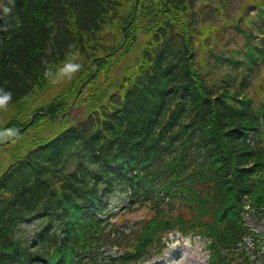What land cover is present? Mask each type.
<instances>
[{"label": "trees", "instance_id": "16d2710c", "mask_svg": "<svg viewBox=\"0 0 264 264\" xmlns=\"http://www.w3.org/2000/svg\"><path fill=\"white\" fill-rule=\"evenodd\" d=\"M192 1L139 0L136 10L135 0L1 2L0 113L12 114L0 127V160L15 161L0 176V264H130L198 217L217 262L255 264L236 244L261 247L243 215L264 220V141H246L264 107L236 89L209 93L183 35L196 29L185 12ZM248 4L257 15L264 0L239 7ZM199 34L207 37L203 25ZM139 44L132 74L110 94L109 71ZM66 76L50 104L23 110L37 87ZM71 105L83 118L49 137ZM35 111L47 115L31 122ZM45 124L47 137L35 139ZM29 141L35 150L18 158ZM104 196L148 211L130 238L105 232L103 207L87 211ZM30 218L38 224L17 228ZM110 247L129 252L103 258Z\"/></svg>", "mask_w": 264, "mask_h": 264}, {"label": "rangeland", "instance_id": "374dc122", "mask_svg": "<svg viewBox=\"0 0 264 264\" xmlns=\"http://www.w3.org/2000/svg\"><path fill=\"white\" fill-rule=\"evenodd\" d=\"M233 10V8H232ZM232 10L230 13H232ZM207 11V10H205ZM229 13V14H230ZM206 12H202V15H205ZM130 56L123 55L120 59L119 63L116 65L119 70L125 68V64L127 59ZM54 83V82H53ZM55 89L54 87L47 88L45 87V84L42 86L37 87L34 91V99L25 100L24 102V108L27 109H35L36 105L39 103H45L47 101V98L50 99L51 94L53 93ZM47 90V91H45ZM25 111V110H24ZM3 112V113H2ZM0 114V127L1 124H5L6 121H8L9 115L12 114L11 109H5V112L2 111ZM47 124L44 125L43 129L41 131H34L35 136L34 138L38 137H47L46 133ZM33 131H31L32 134ZM4 155H1V157ZM147 212L145 210H140L136 213L128 214L126 217L128 218L125 222L130 223L135 221L136 219H142V217L146 216ZM258 231L264 234V224L263 223H256V222H250ZM170 246L165 251V253L162 256H159L160 258H155L154 263L155 264H162V259H167V262L165 264H207L206 261V252L204 251V242L200 241L199 239H190V238H180L178 235H171L170 236Z\"/></svg>", "mask_w": 264, "mask_h": 264}, {"label": "clouds", "instance_id": "9594fccd", "mask_svg": "<svg viewBox=\"0 0 264 264\" xmlns=\"http://www.w3.org/2000/svg\"><path fill=\"white\" fill-rule=\"evenodd\" d=\"M4 11H5V12H8V11H10V9L5 8ZM7 95L10 96V94H7Z\"/></svg>", "mask_w": 264, "mask_h": 264}]
</instances>
